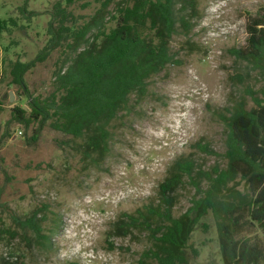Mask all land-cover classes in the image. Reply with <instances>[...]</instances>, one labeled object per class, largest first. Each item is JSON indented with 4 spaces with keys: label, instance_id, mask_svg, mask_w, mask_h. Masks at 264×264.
<instances>
[{
    "label": "rangeland",
    "instance_id": "obj_1",
    "mask_svg": "<svg viewBox=\"0 0 264 264\" xmlns=\"http://www.w3.org/2000/svg\"><path fill=\"white\" fill-rule=\"evenodd\" d=\"M57 1L63 6L66 2L0 0V21L16 20V26L7 23L8 29H0V231H17L9 242L0 234V264L4 258L24 264H137L149 247L144 233L135 241L112 240L113 251L108 250L105 233L119 213L134 212L155 197L179 156L192 157L203 170L225 166L226 129L217 114H226L225 108L245 96L246 85L258 89L264 84L255 73L242 84L232 79L244 75L246 68L230 50L245 46L247 21L264 11V0H199L188 36L197 50H181L185 38L174 36L172 50L178 52L179 63L152 77L146 96L113 122L110 152L98 167H83L79 155L63 143L69 137L48 123L34 122L26 130L11 117L13 107L30 110L26 93L10 82L11 63L30 62L46 45L50 12ZM97 7L94 0H75L68 11L81 22ZM57 56L53 51L24 75L33 96L45 97L51 91ZM245 97L250 108L253 103ZM200 139L213 154L192 148ZM193 193L186 185L173 216L187 210ZM43 205L46 209L36 217L44 216L42 232L50 236L46 249L34 245L32 232L25 235L12 220H24ZM202 222L208 227H197L191 235L197 256L189 252L190 264H221L212 215ZM24 237H29V244Z\"/></svg>",
    "mask_w": 264,
    "mask_h": 264
},
{
    "label": "trees",
    "instance_id": "obj_2",
    "mask_svg": "<svg viewBox=\"0 0 264 264\" xmlns=\"http://www.w3.org/2000/svg\"><path fill=\"white\" fill-rule=\"evenodd\" d=\"M74 1L53 4L49 38L33 60L11 63L10 82L26 93L30 108L27 112L13 107L11 117L26 130L34 122L48 123L69 137L63 143L79 155L83 167H98L110 152L113 122L146 96L152 77L179 63L178 52L172 50L174 36L185 38L181 50H197L188 36L199 0H94L98 7L81 22L68 11ZM7 23L16 26V20L8 18L0 21V29H8ZM246 33L245 46L230 50L246 68L244 75L232 78L240 84L252 73L264 80V11L248 19ZM55 50L51 91L45 97L33 96L24 75ZM244 95L253 106L248 108L241 96L224 109L226 114H217L226 129L225 166L203 170L192 157L179 156L152 200L134 212L119 213L111 223L105 233L108 250L115 249L116 238L135 241L144 233L149 247L137 264H190L189 252L197 256L191 235L197 227L207 229L202 220L211 214L221 264H264V84L258 89L246 85ZM192 148L214 153L201 139ZM186 185L194 189L190 206L173 216ZM45 209L43 205L24 220L12 217L25 235L32 232L34 245L42 249L50 247V236L42 232L44 216H36ZM0 234L9 242L17 231L6 227ZM24 238L29 244V237ZM3 264L24 263L4 258Z\"/></svg>",
    "mask_w": 264,
    "mask_h": 264
},
{
    "label": "water",
    "instance_id": "obj_3",
    "mask_svg": "<svg viewBox=\"0 0 264 264\" xmlns=\"http://www.w3.org/2000/svg\"><path fill=\"white\" fill-rule=\"evenodd\" d=\"M13 98H14L13 93H12V92H9V94H8V99H9V101H12Z\"/></svg>",
    "mask_w": 264,
    "mask_h": 264
}]
</instances>
